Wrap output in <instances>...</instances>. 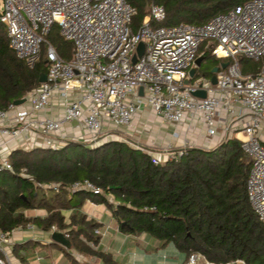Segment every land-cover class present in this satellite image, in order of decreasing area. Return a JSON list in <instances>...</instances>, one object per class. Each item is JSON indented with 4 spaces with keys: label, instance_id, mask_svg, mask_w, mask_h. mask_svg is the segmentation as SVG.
<instances>
[{
    "label": "built area",
    "instance_id": "2783aa9c",
    "mask_svg": "<svg viewBox=\"0 0 264 264\" xmlns=\"http://www.w3.org/2000/svg\"><path fill=\"white\" fill-rule=\"evenodd\" d=\"M136 13L127 0L2 1L0 25L5 26L11 48L30 67L45 49L47 81L30 92L23 105L0 110V172L12 169L8 157L17 148L55 150L67 142L90 148L112 140L128 143L127 131L133 129L136 116L149 108L171 126L189 118L191 128L200 125L210 138L221 137L205 149L235 136L253 158L247 193L264 223V67L257 75H245L239 63L242 57L264 61V0L238 5L203 25L153 26V21L162 22L166 16L162 6L154 5L134 31ZM56 25L73 44L70 60L62 58L47 40ZM206 43L214 57L232 60L217 74V85L211 79H190ZM140 44L144 54L134 63ZM196 91H206L207 97H195ZM56 103L63 106L60 118L50 114ZM71 125L84 133L70 137L64 128ZM134 147L151 153L154 164L197 148L184 144L154 155L143 146ZM71 190L102 194L88 180L74 183ZM15 231L0 230V264H15ZM54 232L60 231L53 227ZM182 264L218 263L193 253Z\"/></svg>",
    "mask_w": 264,
    "mask_h": 264
},
{
    "label": "trees",
    "instance_id": "16d2710c",
    "mask_svg": "<svg viewBox=\"0 0 264 264\" xmlns=\"http://www.w3.org/2000/svg\"><path fill=\"white\" fill-rule=\"evenodd\" d=\"M3 0H0V4ZM251 0H127L136 9L132 28L137 31L152 6L165 9L162 22L153 26L203 25ZM47 40L65 60L74 47L58 26ZM203 45L204 63L197 77H213L212 70L230 59H218ZM45 49L34 67L11 48L5 26L0 25V110L7 109L40 86L47 73ZM243 74L257 75L264 61L239 59ZM11 170L0 172V230L36 226L53 227L68 235L71 249L53 244L74 264L72 251L103 264H119L111 253L98 249L101 224L74 213L66 223L65 211L79 210L89 200L105 204L121 232L147 234L185 255L199 253L218 264L244 260L264 264V223L250 205L247 181L253 158L235 136L213 149L192 148L181 156L154 164L152 154L129 143L112 140L96 148L67 142L62 148H17L9 154ZM90 181L102 190L72 191L76 182ZM57 188L54 189L53 186ZM42 209L47 216L28 217L27 210ZM29 241L14 248L21 264H28Z\"/></svg>",
    "mask_w": 264,
    "mask_h": 264
},
{
    "label": "crops",
    "instance_id": "0c3cea01",
    "mask_svg": "<svg viewBox=\"0 0 264 264\" xmlns=\"http://www.w3.org/2000/svg\"><path fill=\"white\" fill-rule=\"evenodd\" d=\"M50 114L54 118H60L63 114L62 104L56 103L53 105ZM190 126L189 118H186L178 126H171L164 122L161 117L155 115L149 108H144L136 116L134 127L127 131V135L132 136L143 131L146 133L150 132V135L148 137L145 135L144 138L146 139L147 149L154 151V155H157L159 149H177L184 144H192L197 148H208L211 143H219L221 139L219 135L215 138H210L200 125L194 128ZM64 130L70 137H78L84 133L76 125L66 126ZM176 133H181L180 137H176ZM154 147L159 149H154ZM74 213L84 214L88 220L101 224V227L98 229L101 233L98 249L111 253L114 260L119 264H182L184 262L185 255L172 245H164L163 242L147 234L133 235L121 232L119 224L105 204H96L87 200L81 209L65 211L64 215L67 224L70 223V218ZM26 215L28 217L44 218L47 216V212L42 209L27 210ZM51 235V231L44 232L38 227L33 226V229L16 230L14 239L16 245L25 244L29 241L36 243L35 246L28 249V252L29 250L32 251L29 252V257L27 258L28 264H73L69 257L53 245L55 243L52 242ZM44 250H46L50 257H53L56 250L60 252L55 257L53 263H51L42 257L41 253ZM33 254H39L35 263L32 260ZM72 256L80 263L103 264L96 258L90 259L84 255H80L76 251H72ZM18 262L20 263L19 260Z\"/></svg>",
    "mask_w": 264,
    "mask_h": 264
},
{
    "label": "water",
    "instance_id": "95a60500",
    "mask_svg": "<svg viewBox=\"0 0 264 264\" xmlns=\"http://www.w3.org/2000/svg\"><path fill=\"white\" fill-rule=\"evenodd\" d=\"M144 54V44H140L138 47V53L137 55L134 56L133 58V62L136 63L137 58L141 57ZM204 63V57L201 56L199 57L196 62H195V67H193L190 70V79H195L196 78V74L199 68H201V66ZM229 62H222L219 66H216L213 70V77L211 78V82L212 85H217L218 81H217V74L220 72V70H224L229 66ZM190 79L186 80V84L188 85L190 83ZM47 81V76L46 74H43L40 78V83H45ZM140 95H143V88L140 89ZM195 97L197 98H201V99H205L207 97V93L206 91H196L193 94ZM26 102V99L23 98L21 100H18L14 103V105L16 106H20L23 105ZM51 240L53 243L55 244H59L62 247H64L65 249L70 250L71 249V242L70 240L66 237L65 233L63 232H54L51 235Z\"/></svg>",
    "mask_w": 264,
    "mask_h": 264
},
{
    "label": "rangeland",
    "instance_id": "374dc122",
    "mask_svg": "<svg viewBox=\"0 0 264 264\" xmlns=\"http://www.w3.org/2000/svg\"><path fill=\"white\" fill-rule=\"evenodd\" d=\"M205 45H207V43L205 44ZM197 79H199V80H201V79H207L206 77H197ZM145 135H147L146 137H148L149 135H150V132H139V133H137L136 135L134 134V135H132V136H128L127 137V141H128V143L129 144H131L132 146H136V145H140V146H143V147H145V148H148L147 146H146V139L144 138V136ZM151 149H153V147H151ZM154 149H159V148H157V147H154ZM166 150V149H165ZM159 152H164L163 151V149H159ZM158 152V153H159ZM159 157H160V154L158 155ZM29 252H32V251H30L29 250ZM29 252H27V254H28V257H29ZM59 252L60 251H55V254H53V257H50V256H48V254H47V252H46V250H44L41 254L43 255L42 257L45 259V260H49L51 263H53V261H54V259H55V257L57 256V254H59ZM40 254V255H41ZM63 254V253H62ZM27 257V258H28ZM39 257V254H33L32 255V260L34 261V263H35V261L37 260V258ZM45 257H47V258H45ZM68 261V260H67ZM13 262L15 263V264H20L19 262H18V260L16 259V257L15 256H13ZM63 264V263H62ZM72 264V263H71ZM74 264V263H73Z\"/></svg>",
    "mask_w": 264,
    "mask_h": 264
}]
</instances>
